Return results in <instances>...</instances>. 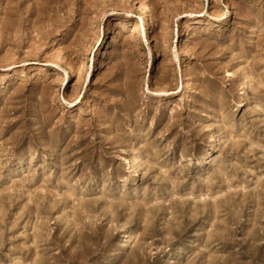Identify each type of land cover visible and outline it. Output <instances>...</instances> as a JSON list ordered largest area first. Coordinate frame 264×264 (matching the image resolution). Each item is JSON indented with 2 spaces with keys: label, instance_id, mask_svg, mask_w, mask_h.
I'll list each match as a JSON object with an SVG mask.
<instances>
[{
  "label": "rangeland",
  "instance_id": "374dc122",
  "mask_svg": "<svg viewBox=\"0 0 264 264\" xmlns=\"http://www.w3.org/2000/svg\"><path fill=\"white\" fill-rule=\"evenodd\" d=\"M0 264H264V0H0Z\"/></svg>",
  "mask_w": 264,
  "mask_h": 264
},
{
  "label": "bare ground",
  "instance_id": "6f19581e",
  "mask_svg": "<svg viewBox=\"0 0 264 264\" xmlns=\"http://www.w3.org/2000/svg\"><path fill=\"white\" fill-rule=\"evenodd\" d=\"M143 4V3H142ZM141 4V5H142ZM144 6V5H143ZM142 9V8H141ZM143 10V9H142ZM225 10V11H224ZM224 11V12H223ZM223 13L221 14V15H219L220 17H217V19L219 20V21H223L224 19H226L227 17H228V13H230V10H229V8L226 6V8L225 9H223ZM143 13V12H142ZM143 15L144 14H142L140 17H142L143 18ZM146 20V19H145ZM117 21V20H116ZM141 21V20H140ZM145 32H147V30L145 31ZM148 33V32H147ZM150 35V34H149ZM147 36V35H146ZM180 36V33H178V37ZM151 37V36H150ZM144 39H145V37H144ZM146 41V40H145ZM147 43H148V45L150 44L149 43V38H147ZM245 100L243 99V101H241L240 102V105H239V107H244L245 106ZM210 116H211V114H210ZM215 143V142H214ZM130 157V156H129ZM133 157V156H132ZM135 157V156H134ZM202 157H204V159L203 160H210L211 159V155L210 154H206L205 156H202ZM131 159V158H130ZM130 159H129V163H131V162H134L135 160H131L130 161ZM123 239L120 241V243H119V247H123V246H126L128 243H129V241L131 240V235H129V234H125V235H123V237H122ZM180 251H177V252H182V249H179Z\"/></svg>",
  "mask_w": 264,
  "mask_h": 264
}]
</instances>
